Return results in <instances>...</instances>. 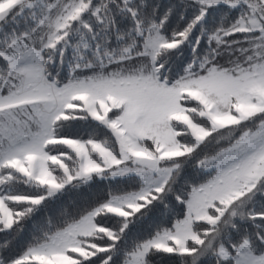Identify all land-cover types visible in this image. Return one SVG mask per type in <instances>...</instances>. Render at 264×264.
Wrapping results in <instances>:
<instances>
[{
    "label": "snow or ice",
    "instance_id": "1",
    "mask_svg": "<svg viewBox=\"0 0 264 264\" xmlns=\"http://www.w3.org/2000/svg\"><path fill=\"white\" fill-rule=\"evenodd\" d=\"M0 264H264V0H0Z\"/></svg>",
    "mask_w": 264,
    "mask_h": 264
}]
</instances>
